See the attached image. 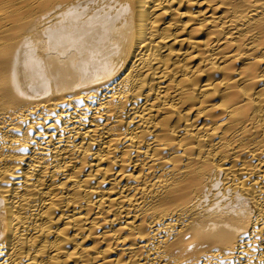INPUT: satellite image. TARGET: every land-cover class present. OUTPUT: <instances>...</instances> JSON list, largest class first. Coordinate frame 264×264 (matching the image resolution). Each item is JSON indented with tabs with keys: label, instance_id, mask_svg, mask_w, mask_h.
<instances>
[{
	"label": "bare ground",
	"instance_id": "bare-ground-1",
	"mask_svg": "<svg viewBox=\"0 0 264 264\" xmlns=\"http://www.w3.org/2000/svg\"><path fill=\"white\" fill-rule=\"evenodd\" d=\"M0 264H264V0H0Z\"/></svg>",
	"mask_w": 264,
	"mask_h": 264
}]
</instances>
